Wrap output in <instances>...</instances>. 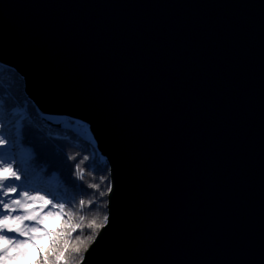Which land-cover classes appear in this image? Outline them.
Instances as JSON below:
<instances>
[{
    "label": "water",
    "instance_id": "1",
    "mask_svg": "<svg viewBox=\"0 0 264 264\" xmlns=\"http://www.w3.org/2000/svg\"><path fill=\"white\" fill-rule=\"evenodd\" d=\"M0 64L109 166L83 264H264V0H0Z\"/></svg>",
    "mask_w": 264,
    "mask_h": 264
},
{
    "label": "snow or ice",
    "instance_id": "2",
    "mask_svg": "<svg viewBox=\"0 0 264 264\" xmlns=\"http://www.w3.org/2000/svg\"><path fill=\"white\" fill-rule=\"evenodd\" d=\"M5 109L6 103L0 99V121H4L0 122V129L5 130L0 133V264H10L11 261L25 256L28 245H32L36 250V255L40 258L37 264H73L76 257H79V260H76L75 264H83L82 245H85L86 241H95L98 233L94 230L103 228L108 223V216L104 215L100 223H97L99 217H96L86 225L83 223L71 224L69 221L72 212L71 210L67 213L64 212L65 203H54L57 197L54 196L52 200H48L46 196L39 194L48 189L33 182L32 168L37 158V149L40 153L48 156L53 163H57L50 153L47 143L38 141L34 133H32V138L35 143L26 140L29 133L25 129L29 126L23 123L25 117L12 112L11 118H9V113ZM47 136L63 142L62 152L66 161L75 159V155L67 153L68 147L81 148L92 153L91 157L84 156L75 165L74 175L80 180L84 179V169L81 168V164L85 161H89L88 167L93 171L105 170L101 167L100 162L94 159L95 153L92 147H82L83 141L76 134L73 138L69 135L60 136L58 133L54 134L53 131H50ZM6 145L7 147H5ZM13 165H16L15 169ZM71 168L70 165V176L73 174ZM21 174H23V179ZM89 175H92V172H89ZM99 179L104 181L106 178L101 176ZM17 182L20 183L17 184ZM72 187L81 194H86L89 188L98 190V193L91 194L93 198L87 201V206L90 210H93V206H95V210H99L97 194L98 197L105 195V192L100 190V183H89L85 187L83 184L72 182ZM18 188L21 190L18 191ZM107 191H112L110 184ZM51 194L49 191V195ZM35 201H45V204L39 209L30 207ZM48 205H51L53 209H59V211L43 213V208ZM79 206L81 210L85 208L84 199L79 200ZM44 215H67L69 220L65 221V225L70 231L57 230L55 233H51L47 229H42ZM79 220L83 222L85 217L81 215ZM25 221H34L35 223H25ZM63 227L62 225L61 229ZM85 228L91 230L87 237H83ZM38 230L42 231L43 235L50 237L47 250L36 245V241L40 238L36 234ZM73 233H76L75 237H73ZM87 250L85 246L83 251Z\"/></svg>",
    "mask_w": 264,
    "mask_h": 264
},
{
    "label": "trees",
    "instance_id": "3",
    "mask_svg": "<svg viewBox=\"0 0 264 264\" xmlns=\"http://www.w3.org/2000/svg\"><path fill=\"white\" fill-rule=\"evenodd\" d=\"M0 99H3L6 103L5 110L9 113V118H11L12 112H15L18 116L23 115L25 117L23 123L29 126L25 129V131L29 133L26 136V140L35 143L32 138V133H34L38 141L46 142L50 153L54 157L55 162L58 164L57 165L53 163L48 156L40 153L37 149V158L32 168L33 182L39 184L45 189H48L46 191H51V196L57 197L56 200L60 203H65L64 212L67 213L69 210L72 212V217L69 221L71 224L83 223L86 225L96 217H99L97 219V223H100L103 220L104 215L108 216L109 192L107 191V187L109 184L111 185L110 170L106 160L98 152L96 142L93 139L88 126L68 118L43 116L40 114L36 106L28 99L25 94L23 79L14 70L5 67L2 64H0ZM50 131H53L54 134L58 133L60 136L69 135L73 138H75V134L79 136V138L83 141L81 146L85 148L91 146L95 153L94 159L98 160L101 164V167H103L105 170L93 171L88 167L89 161H85L83 164H81V168L84 169V179L80 180L74 175L76 171L75 165L79 163L84 156L91 157L92 153L90 151H84L81 148L68 147L67 153L70 155H75V159L66 161V157L62 152L63 142L52 137H48L47 135ZM70 165L72 166L71 171L73 173L71 176ZM89 172H92V175H89ZM54 174H58L59 176L56 186L52 185L49 181L50 176ZM101 176L105 177L106 179L104 181H100L99 178ZM72 182L83 184L85 187H87V184L89 183L101 184L100 190H103L105 195L103 197H98L97 194L96 200L97 205H99L98 211L95 210V206H93V210H90L87 206V201L93 198L91 194L93 192L98 193V190L89 188L87 189L86 194H81L73 189ZM80 199L85 200V208L83 210H81L79 206ZM81 215L85 217L83 222L79 220ZM68 220L69 217L67 215H57V220L53 225L44 223L41 225V228L47 229L51 233H55L57 230L70 231V229L65 225V221ZM62 225L64 226L63 229H61ZM101 229L102 228L95 229L94 231L99 234ZM90 231L91 230L85 228L83 237H87ZM75 235L76 233H73V237H75ZM40 236L42 237L36 241V245L47 250L50 243V237L43 235V233H41ZM93 242L94 241H86V244L82 245V256H85L87 252L83 251V248L86 246L88 249ZM39 259L40 258L36 255V250L32 247V245H28L27 254L21 258L11 261L10 264H37ZM76 260H79V257L75 258L73 264H75Z\"/></svg>",
    "mask_w": 264,
    "mask_h": 264
},
{
    "label": "rangeland",
    "instance_id": "4",
    "mask_svg": "<svg viewBox=\"0 0 264 264\" xmlns=\"http://www.w3.org/2000/svg\"><path fill=\"white\" fill-rule=\"evenodd\" d=\"M0 122H4V121H0ZM4 131V129H0V133H2ZM7 147V145L5 146ZM14 169L16 168V165H13ZM22 175V179H23V174ZM58 180H59V176L58 174H54L52 176H50L49 178V181L52 185H57L56 183H58ZM20 182H17V184H19ZM21 189L18 188V191H20ZM23 190H29V189H23ZM40 195H44L46 196V198L48 200H52L53 197L51 195H49V192L48 191H41L39 193ZM15 195V194H13ZM54 203H60L59 201H57L56 199L54 200ZM45 204V201H35V202H32V204L30 205V207H35L37 209L41 208V206ZM43 213H47L49 211H52V212H57L58 209H53L51 205H48L47 207H44L43 208ZM57 220V215H44L43 216V222H42V225L45 223V224H51L53 225ZM25 223H35L34 221L33 222H28V221H25ZM42 233V231L38 230L37 231V235H39V237L41 238L42 236H40V234ZM15 251V250H14Z\"/></svg>",
    "mask_w": 264,
    "mask_h": 264
}]
</instances>
